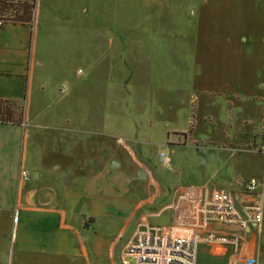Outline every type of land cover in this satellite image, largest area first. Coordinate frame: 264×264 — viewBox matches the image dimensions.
Returning a JSON list of instances; mask_svg holds the SVG:
<instances>
[{"label": "crops", "instance_id": "crops-1", "mask_svg": "<svg viewBox=\"0 0 264 264\" xmlns=\"http://www.w3.org/2000/svg\"><path fill=\"white\" fill-rule=\"evenodd\" d=\"M74 2L87 33L94 5ZM34 38V22L0 27V101L23 107L22 121H0V264H92L91 253L98 264H125L108 250L111 218L129 216V239L147 225L197 235L198 264H264V39L191 38L188 50L159 52L147 38L132 50L120 38L119 51L103 38V53L86 54L91 66L55 88L49 113ZM112 81L146 89L129 118L110 112ZM163 150L170 167L159 162ZM259 204L257 224L245 208ZM221 205L239 216L224 218Z\"/></svg>", "mask_w": 264, "mask_h": 264}, {"label": "rangeland", "instance_id": "rangeland-1", "mask_svg": "<svg viewBox=\"0 0 264 264\" xmlns=\"http://www.w3.org/2000/svg\"><path fill=\"white\" fill-rule=\"evenodd\" d=\"M89 1L94 5V10L89 11L86 33V27L81 24L84 14L76 10V1L33 0L35 58L43 62L41 67H36L35 77L38 82L48 85L46 112L54 113L55 88L64 81L65 76L76 77L75 73H79V69L85 70L91 66L86 54L93 52L97 56L105 51L103 38H110L112 49L117 51L121 50L118 47L120 38L121 44L122 38L131 39L128 50L134 48L135 38H147L153 40L148 43L149 48H157L159 52L188 50L191 38H237L238 42L243 38H255L257 41L264 39V0ZM64 2L71 5L61 6ZM73 28L77 29V38ZM86 34V38H81ZM112 63L118 66L117 60H112ZM114 83L112 81L111 89H104L111 92L110 112L113 116L116 110L121 109V116L125 110L128 116L121 117L129 118L128 107L134 110L132 105L137 103V91L146 89H135L132 82L120 87ZM127 88L131 94L125 91ZM247 95L246 90H240L239 97L247 98ZM151 154H155L154 148ZM137 155V158H141ZM111 221L115 227L110 230L112 248L108 252L112 259H118L122 255V246L129 241L137 225L136 218H111ZM91 254L92 264H98L96 257ZM44 264H47L45 260ZM60 264H69V261L63 258ZM73 264L89 263L78 258L73 260ZM130 264H134V261Z\"/></svg>", "mask_w": 264, "mask_h": 264}, {"label": "built area", "instance_id": "built-area-1", "mask_svg": "<svg viewBox=\"0 0 264 264\" xmlns=\"http://www.w3.org/2000/svg\"><path fill=\"white\" fill-rule=\"evenodd\" d=\"M8 23H16L15 17L11 15L0 16V27ZM159 162L163 167L171 166V157L165 150L159 153ZM20 178L22 181H29L30 172L22 169ZM247 190L254 192L259 187L258 179H251L247 183ZM261 197V196H260ZM208 207L205 208V211ZM245 211L251 214L252 219L257 223H262L263 208L262 205L246 206ZM220 212L224 218L235 220L239 216V210L235 207L222 206ZM18 221V216H15ZM200 238L190 235H176L169 232L161 226L147 225L144 228H138L133 233L123 250V261L130 264H198L196 261L197 245ZM246 264H255V258H248Z\"/></svg>", "mask_w": 264, "mask_h": 264}, {"label": "trees", "instance_id": "trees-1", "mask_svg": "<svg viewBox=\"0 0 264 264\" xmlns=\"http://www.w3.org/2000/svg\"><path fill=\"white\" fill-rule=\"evenodd\" d=\"M11 15L16 23L33 24L34 2L29 0H0V16ZM23 118L22 103L0 101V121L20 122Z\"/></svg>", "mask_w": 264, "mask_h": 264}]
</instances>
